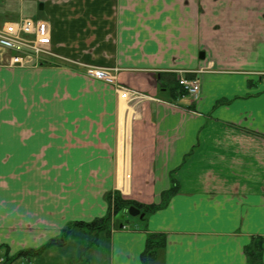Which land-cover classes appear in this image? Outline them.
Returning a JSON list of instances; mask_svg holds the SVG:
<instances>
[{
	"label": "crops",
	"instance_id": "0c3cea01",
	"mask_svg": "<svg viewBox=\"0 0 264 264\" xmlns=\"http://www.w3.org/2000/svg\"><path fill=\"white\" fill-rule=\"evenodd\" d=\"M25 2L42 4L55 57L0 68V264H144L152 234L166 245L148 264H250L255 244L264 264V0L0 6ZM180 72L199 82L192 103L177 99ZM171 177L178 192L143 221L70 228L43 248L103 218L108 193L159 204Z\"/></svg>",
	"mask_w": 264,
	"mask_h": 264
},
{
	"label": "built area",
	"instance_id": "2783aa9c",
	"mask_svg": "<svg viewBox=\"0 0 264 264\" xmlns=\"http://www.w3.org/2000/svg\"><path fill=\"white\" fill-rule=\"evenodd\" d=\"M50 31L45 21H34L30 18L19 17L0 25V57L5 61L6 67L27 68L37 67L43 57L54 56L50 50ZM86 75L113 85L114 77L110 70L87 67ZM179 85L190 98H196L199 85L195 80L180 79ZM122 99L132 98L129 92L116 87Z\"/></svg>",
	"mask_w": 264,
	"mask_h": 264
},
{
	"label": "trees",
	"instance_id": "16d2710c",
	"mask_svg": "<svg viewBox=\"0 0 264 264\" xmlns=\"http://www.w3.org/2000/svg\"><path fill=\"white\" fill-rule=\"evenodd\" d=\"M171 180V187L169 188L168 191L162 193L161 195V200L159 204L156 205H141L136 202L130 201V200H125L121 197L119 192L114 191L111 193H108L106 195V200L109 206V211L107 214L101 218L94 220L91 223H74L66 227L63 231L61 236L58 239H55L48 243L45 247L51 246V245H57L61 244L67 233L69 232L70 228H81L89 232H97V231H107L110 226L113 224L114 218L117 216H124L128 217L126 211L129 207L133 206L140 210V213L144 214V217L149 216L150 214L164 208L169 199L175 195L178 192V185L176 184V181L174 180L173 177L170 178ZM112 200V201H111ZM113 203V204H112ZM144 220V218H143ZM260 242V240H259ZM166 245V238L162 234H152L149 235L147 238L146 242V248L145 251L142 255V262L144 264H148V262H151L155 260L156 256L158 255L159 251L164 250ZM36 250L34 252H23L20 253L18 256H34L43 249ZM246 256L248 259V262L250 264H259L260 263V258H261V245L260 244H255L252 246L250 249H247L246 251Z\"/></svg>",
	"mask_w": 264,
	"mask_h": 264
},
{
	"label": "rangeland",
	"instance_id": "374dc122",
	"mask_svg": "<svg viewBox=\"0 0 264 264\" xmlns=\"http://www.w3.org/2000/svg\"><path fill=\"white\" fill-rule=\"evenodd\" d=\"M5 6L4 7H3V5L0 6V22H3L5 20H12L13 18L18 17L16 15H14L13 12H12V10H11V9H16V8H14L13 6L11 8H8L9 6H7V7H5ZM15 12L17 14H20L21 13L22 16L32 17L34 19H38V18H41L42 17L41 16V12L42 11L39 10L38 4H33L31 2H25V4H23L22 8L20 10H15ZM39 14H40V16H39ZM2 64H3V62H2ZM2 64L0 63V68L12 69V68H5L4 66H2ZM125 218L126 217H124L122 215L121 216H117V217L114 218V222L116 224L123 223V220ZM128 219H129V221H135V222L139 223L138 222V220H139L138 218H131V217H129Z\"/></svg>",
	"mask_w": 264,
	"mask_h": 264
},
{
	"label": "water",
	"instance_id": "95a60500",
	"mask_svg": "<svg viewBox=\"0 0 264 264\" xmlns=\"http://www.w3.org/2000/svg\"><path fill=\"white\" fill-rule=\"evenodd\" d=\"M39 10H42V4H39ZM203 58H204V54L202 52L199 53V59L202 60ZM127 213L132 218L139 217V219H142L144 216L143 214H140V211L135 207H129Z\"/></svg>",
	"mask_w": 264,
	"mask_h": 264
}]
</instances>
